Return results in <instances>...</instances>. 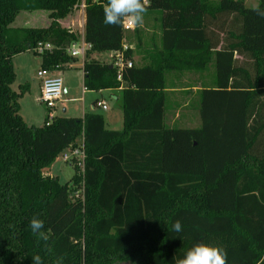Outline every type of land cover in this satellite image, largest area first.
Here are the masks:
<instances>
[{"label":"trees","instance_id":"obj_1","mask_svg":"<svg viewBox=\"0 0 264 264\" xmlns=\"http://www.w3.org/2000/svg\"><path fill=\"white\" fill-rule=\"evenodd\" d=\"M78 2L0 0V264H32L35 255L44 264L59 256L64 264H176L198 243L222 246L227 264H264V120L257 109L264 17L255 11L264 0H148L147 11L159 12L160 37L120 79L113 62L91 53L122 50L131 58L125 29L104 23L108 0H84L91 47L83 84L124 83L123 125L107 128L98 111L28 124L17 101L23 88L10 85L12 56L50 40L60 47L41 55L42 66L75 62L65 46L78 32L60 19ZM23 10L47 11L48 25L12 26ZM210 62L213 85L199 90L200 125H168L166 72L202 71ZM80 139L82 164L68 180L43 173ZM33 216L44 221L47 241L31 231ZM177 220L180 232L173 230Z\"/></svg>","mask_w":264,"mask_h":264},{"label":"rangeland","instance_id":"obj_2","mask_svg":"<svg viewBox=\"0 0 264 264\" xmlns=\"http://www.w3.org/2000/svg\"><path fill=\"white\" fill-rule=\"evenodd\" d=\"M248 6H254L256 5L259 0H244ZM35 12H43L48 13L45 10H35V11H20L17 16L15 17L14 21L12 22V26L14 27H21V26H27V27H40L45 25L46 18L42 16H38L36 18L37 21L34 18H29L30 13ZM159 16L158 11H146L144 16L143 24L140 26L135 25L134 28L125 30L126 34V41L131 43V47L134 49V53L132 54V57L130 58L133 63L140 62L139 57L137 55V52H144L145 47L151 42L150 40H157V31L159 29V25L156 21V17ZM77 17V15H75ZM49 18V17H48ZM49 20V19H48ZM76 25L80 24V16L75 18ZM75 25V27H76ZM80 26V25H79ZM78 28V27H76ZM135 28L137 29L139 35L141 36L142 41L138 44V38L136 35ZM79 30V28H78ZM112 51L110 50H101L95 52V57L103 59H109L110 62H114L115 58L112 54ZM139 54V53H138ZM240 57V56H238ZM83 57L81 55H78V58L75 62H73L74 66L71 68H64L62 70H59L58 73H60L63 77L64 85H67L69 87L67 92H63L64 96L71 97V96H78L79 99L76 98H67L66 100L62 102H58L57 106L53 107L54 112H57L60 115H73V114H79L82 112V105H84L85 109H88V107H93V104L90 99V95H94L96 91L87 92L85 99L82 100V96L85 94L82 92V76H83V69L81 66V63L83 61L81 60ZM39 59V56L37 53H32L31 51H25L21 55V61L25 65L26 71L33 72L38 64L36 61ZM19 61V60H18ZM18 61L16 59V70L18 72V75L20 74V71L18 70ZM206 72L210 74L205 80L203 79L201 82H203L201 85H213V63L210 62L208 68L206 69ZM212 73V76H211ZM198 80V77L195 72H190L189 70H174V71H167L166 72V83L167 86L170 87H180V90H175V93L170 95V91H167V99H166V116L165 121L168 125H179V126H198L200 125V115H199V97L196 96V93L194 89H190L188 86L192 84L193 81ZM207 83V84H204ZM15 88H17V84L13 85ZM183 87V88H182ZM188 87V88H187ZM104 93L108 94V97L105 96L106 102L108 104V109H103L101 107H97L99 111H102V113H108L110 109H116V103L117 100L115 99L114 95H111L110 90H105ZM28 98V97H27ZM27 105V106H26ZM63 106H65V109H63ZM95 106V105H94ZM113 106V107H112ZM24 107L27 108L31 114L27 113L26 116L27 121L26 123L30 124V122L34 121L36 125H39L43 123L44 116L46 114L47 108L44 103L37 102L34 98V96L29 97V99L25 102ZM257 109H259L261 117L260 120H264V93L259 97V104ZM177 112V115H176ZM259 112L256 114V118H259ZM175 113V115H173ZM23 118V117H22ZM24 119V118H23ZM262 138L264 141V127L262 130ZM63 151V150H62ZM61 151V152H62ZM61 152L58 153L56 158L50 162L48 165L43 167V173L44 174H50L49 171H52L54 175H57L59 180L61 182H64L68 180L73 172H74V164L81 165V161L79 160V156H76L72 158L70 161H63ZM123 264V263H120Z\"/></svg>","mask_w":264,"mask_h":264},{"label":"crops","instance_id":"obj_3","mask_svg":"<svg viewBox=\"0 0 264 264\" xmlns=\"http://www.w3.org/2000/svg\"><path fill=\"white\" fill-rule=\"evenodd\" d=\"M80 1H82V0H80ZM42 15H43V17L46 18V21L45 22H41V23H45V25H43V26H47L48 23H49L48 13H43V12L30 13L29 18H34L35 20H32V21L35 22V21H37L36 18L38 16H42ZM75 15H77V17H75ZM79 16H80V24H79L80 26L79 25H76V23H75V21H78V20H75V18L78 19ZM156 21H157L158 25L160 26L159 16L156 17ZM60 24H61L62 27H64L65 29H67L69 31H77L78 32V38L84 37V25H85L84 9H82V8L73 9L68 16L64 17L63 19H60ZM75 25H76V27L79 28V30H78V28L75 27ZM156 37H157V40H158L159 37H160V29H158ZM124 44L132 45L131 43L127 42L126 40H125ZM25 51H31L32 53H36V52H34L32 50H24V51L18 52V53L14 54L12 56V63H13L14 71H15V77H14V80L11 82L10 85H11V88L13 90H15V91H20V89L23 88V91L19 95V97L17 98V101H18V106H19V113L24 118V120L26 122H28L27 121V118L28 117L26 116V114L29 113L30 111L27 108L24 107V104L29 99V97H31V96H34L35 100L37 102H40V101H38V98L37 97H38V94L40 92L41 79L37 75V70H38V68H40L42 66V56L37 53L38 56H39V59L36 61V63L38 64L37 68L33 72L26 71L25 65L20 60L21 59V55ZM110 51H112V54H114V52H115V50H113V49H111ZM95 52H97V51L94 50L91 53V56L95 57V55H94ZM137 55H138L139 60H140V62H138L137 64H141L143 62V58H142L141 52H137ZM95 58H97L99 60H102L101 58H98V57H95ZM16 59H17V61L19 60L18 61V68H19L18 70L20 71V74L19 75H18V72L16 70V65H15L16 64L15 63L16 62ZM81 60L83 61V58ZM102 61L110 62L109 59L108 60L107 59H103ZM73 66H74L73 63H70L69 65L62 64L60 66V68H58L57 70L56 69H52V72L58 73L59 70H62L64 68H71ZM81 66H82V63H81ZM206 69H204L202 71L189 70L190 72H195L196 75H197V77H198V80L196 79V81H193L192 84L190 86H188L190 89H194V91L196 93V96L198 95V97H199V90H200V88H202L203 86H209V85H203V86L201 85L203 83L201 81L203 79L205 80L210 75V74H208L206 72ZM211 76H212V73H211ZM81 81H82V92L85 94L84 96H82V100L85 99V96H86V93L87 92L90 93V92H92L94 90L96 91V93L94 95L89 94L90 95L89 101L92 102L93 107H91V108L88 107V109H85L84 105H82V112L79 113V114H73V115L82 116L86 111H98V112H101L102 113V111H99L97 109V107H101V106H97L95 104V101L97 99H101V100H104L106 102L105 96L108 97V94L107 93H104V91L105 90H110L111 95H114L115 96V99L117 100V103H116V109H110L108 111V113H102L103 116H104L105 126L107 128H112V129H119V128H121L122 125H123L122 90H123L124 83H121L117 87H108V88H102V89H89V88H86L84 86V84H83V76H82V80ZM14 84H17V88H15L13 86ZM204 84H207V83H204ZM166 85H167V83H166ZM68 89H69V87L67 85H64V81H63V92H67ZM180 89H181L180 87H170V86H166V90L167 91L168 90L170 91V95L171 94L173 95L175 93V90L178 91ZM67 98H76V99H79L78 96L66 97L62 93V96L57 101V104H58V102H62L64 100H66ZM40 103H42V102H40ZM57 104H56V106H57ZM106 105L107 106L105 108H103V109H108L109 108L107 102H106ZM63 109H65V106H63ZM55 114H58V113L55 112ZM173 115H175V113ZM176 115H177V112H176ZM30 116H31V114H30ZM45 117H46V114L44 116V120H45ZM31 123L35 124L34 121L30 122V124ZM49 173L52 174V175H54L52 171H49Z\"/></svg>","mask_w":264,"mask_h":264},{"label":"clouds","instance_id":"obj_4","mask_svg":"<svg viewBox=\"0 0 264 264\" xmlns=\"http://www.w3.org/2000/svg\"><path fill=\"white\" fill-rule=\"evenodd\" d=\"M147 0H108L104 7V23L106 25L125 26V22L140 26L143 24ZM258 15L264 17V9L256 8ZM180 220L175 221L173 230L182 231ZM30 228L33 234L47 241L48 237L42 229L44 221L33 216L30 221ZM227 251L219 245L198 243L192 247L183 258L176 261V264H227ZM64 256H59L55 264H64ZM32 264H44L40 255L32 257Z\"/></svg>","mask_w":264,"mask_h":264},{"label":"built area","instance_id":"obj_5","mask_svg":"<svg viewBox=\"0 0 264 264\" xmlns=\"http://www.w3.org/2000/svg\"><path fill=\"white\" fill-rule=\"evenodd\" d=\"M148 3V0H147ZM146 3V4H147ZM82 8L84 9V1H80L75 5L74 9ZM134 24H129L125 22V26L123 28L125 30L134 28ZM127 44H124V48ZM60 46L54 45L50 40H40L37 42L34 47V51L40 55H43L45 51H51L53 48H59ZM91 47V43L86 41L84 37L77 38L73 40L70 44L65 46V50L67 53L71 55H81L83 57L85 55L86 50ZM115 61L113 64L117 67V77L120 79L122 77V69L125 66H131L132 60L130 58H125L122 50H115L114 52ZM68 63L67 65H69ZM62 64L55 63L51 67L41 66L37 70V75L41 79L40 92L38 94V101L44 103L47 107L45 122L49 123L53 116L55 115L53 107L56 106L57 101L61 98L63 93V78L59 73L52 72V69L60 68ZM97 106H101L105 108L106 102L101 99H97L95 101ZM63 161H70L72 158L79 156V160L82 163L84 157V147H83V139H80L79 145L70 147L68 146L61 152ZM78 194V193H77Z\"/></svg>","mask_w":264,"mask_h":264}]
</instances>
